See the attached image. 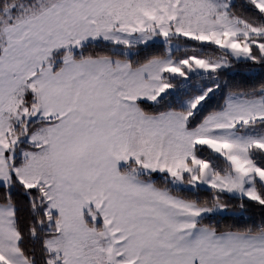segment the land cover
I'll use <instances>...</instances> for the list:
<instances>
[{
  "label": "snow or ice",
  "instance_id": "6c2138e0",
  "mask_svg": "<svg viewBox=\"0 0 264 264\" xmlns=\"http://www.w3.org/2000/svg\"><path fill=\"white\" fill-rule=\"evenodd\" d=\"M0 264H264V0H0Z\"/></svg>",
  "mask_w": 264,
  "mask_h": 264
}]
</instances>
